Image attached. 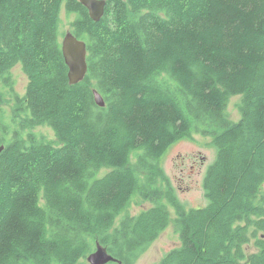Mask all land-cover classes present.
I'll return each instance as SVG.
<instances>
[{"label": "trees", "instance_id": "1", "mask_svg": "<svg viewBox=\"0 0 264 264\" xmlns=\"http://www.w3.org/2000/svg\"><path fill=\"white\" fill-rule=\"evenodd\" d=\"M64 2L87 43L76 84L59 36ZM17 63L28 83L10 100L20 130L0 136V264H90L97 243L118 259L107 264H135L168 226V205L180 245L157 264H264V0H107L98 21L79 0H0L11 93ZM235 94L238 121L226 112ZM40 125L56 143L31 130ZM193 131L217 149L202 208L186 207L160 165ZM133 201L153 205L133 213Z\"/></svg>", "mask_w": 264, "mask_h": 264}, {"label": "rangeland", "instance_id": "2", "mask_svg": "<svg viewBox=\"0 0 264 264\" xmlns=\"http://www.w3.org/2000/svg\"><path fill=\"white\" fill-rule=\"evenodd\" d=\"M61 21L59 27L60 40L70 28V23L74 15L69 14L65 9V2L60 11ZM62 43V42H61ZM13 85V92L10 88L0 80V93L2 101H0V136L10 138L13 131L20 130V127L11 119L12 95L25 93L28 83V77L22 69L21 63L14 65L8 74ZM242 94H235L228 98L226 112L228 117L233 121H238L241 118L239 103L241 102ZM44 141L57 142L55 131L48 125H40L31 129ZM25 133L24 131H22ZM217 149L213 144V136L203 135L193 131L189 137L174 142L160 158V165L164 168L169 176L170 183L181 201L187 208H202L208 205V198L204 188V176L208 166L214 161ZM109 168H103L97 173V177L102 176ZM168 186H165V189ZM153 205V202L146 201L142 205H138L135 201L132 202L130 209L133 213H137L142 208H148ZM170 210V221L168 226L159 234V236L151 242L148 247L141 253L135 261V264H157L162 257L172 248L180 245V237L177 230L176 218L178 214L174 207L167 206ZM120 217L116 219V224L119 225ZM246 260L248 256L258 250L253 240L246 243Z\"/></svg>", "mask_w": 264, "mask_h": 264}, {"label": "water", "instance_id": "3", "mask_svg": "<svg viewBox=\"0 0 264 264\" xmlns=\"http://www.w3.org/2000/svg\"><path fill=\"white\" fill-rule=\"evenodd\" d=\"M89 10L90 16L98 21L105 13L107 0H79ZM62 52L68 66V77L71 84H76L84 79L88 71L87 63V43L80 39L71 30L63 35ZM94 98L97 105H106L102 94L95 89ZM3 147V146H2ZM1 149V148H0ZM118 259L108 251L103 245L97 243L96 248L87 256L90 264H107Z\"/></svg>", "mask_w": 264, "mask_h": 264}]
</instances>
